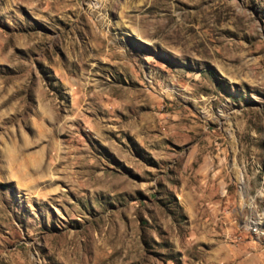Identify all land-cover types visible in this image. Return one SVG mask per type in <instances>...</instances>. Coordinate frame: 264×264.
Instances as JSON below:
<instances>
[{
  "label": "rangeland",
  "instance_id": "374dc122",
  "mask_svg": "<svg viewBox=\"0 0 264 264\" xmlns=\"http://www.w3.org/2000/svg\"><path fill=\"white\" fill-rule=\"evenodd\" d=\"M0 264H264V0H0Z\"/></svg>",
  "mask_w": 264,
  "mask_h": 264
}]
</instances>
